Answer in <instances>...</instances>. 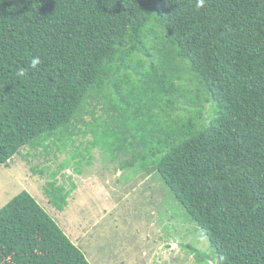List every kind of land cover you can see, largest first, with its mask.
I'll return each mask as SVG.
<instances>
[{
    "label": "trees",
    "instance_id": "1",
    "mask_svg": "<svg viewBox=\"0 0 264 264\" xmlns=\"http://www.w3.org/2000/svg\"><path fill=\"white\" fill-rule=\"evenodd\" d=\"M77 133L161 175L210 242L200 264H264V0H0V163ZM50 186L64 210L71 189ZM0 264L92 263L24 190L0 208Z\"/></svg>",
    "mask_w": 264,
    "mask_h": 264
},
{
    "label": "rangeland",
    "instance_id": "2",
    "mask_svg": "<svg viewBox=\"0 0 264 264\" xmlns=\"http://www.w3.org/2000/svg\"><path fill=\"white\" fill-rule=\"evenodd\" d=\"M191 88L194 91V85ZM93 105L87 104L83 120L93 121L99 128L96 117L104 113L105 105L95 107V117L87 111ZM211 110L210 102L179 101L175 113L186 119L192 114L207 122ZM106 130H100V135L107 136ZM88 137L100 139L95 133ZM73 138L75 145L66 150L50 142L47 148L26 145L7 164L0 163V208L20 192L29 191L92 264H200L198 253H209L210 242L189 220L158 172L147 174L138 165L121 168L120 160L131 159L127 150L113 160L111 151L88 144L87 136L77 133ZM79 150L86 153L85 159L72 156ZM53 181L71 189L64 210L52 202L49 190Z\"/></svg>",
    "mask_w": 264,
    "mask_h": 264
},
{
    "label": "clouds",
    "instance_id": "3",
    "mask_svg": "<svg viewBox=\"0 0 264 264\" xmlns=\"http://www.w3.org/2000/svg\"><path fill=\"white\" fill-rule=\"evenodd\" d=\"M204 2H205V0H196V7H198V8L203 7ZM41 63H42V61H41L40 57L36 56V57H33L30 59L28 67L31 69H37ZM25 73H26V69L20 68L17 71L16 76L17 77H23L25 75ZM211 262H213V261H211ZM213 263H215V262H213Z\"/></svg>",
    "mask_w": 264,
    "mask_h": 264
},
{
    "label": "water",
    "instance_id": "4",
    "mask_svg": "<svg viewBox=\"0 0 264 264\" xmlns=\"http://www.w3.org/2000/svg\"><path fill=\"white\" fill-rule=\"evenodd\" d=\"M210 264H215V263L211 262Z\"/></svg>",
    "mask_w": 264,
    "mask_h": 264
}]
</instances>
